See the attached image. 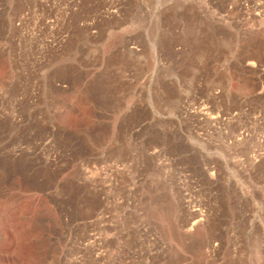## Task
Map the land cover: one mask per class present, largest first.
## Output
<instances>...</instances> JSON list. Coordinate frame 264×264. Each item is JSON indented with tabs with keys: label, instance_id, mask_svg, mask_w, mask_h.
Segmentation results:
<instances>
[{
	"label": "rangeland",
	"instance_id": "1",
	"mask_svg": "<svg viewBox=\"0 0 264 264\" xmlns=\"http://www.w3.org/2000/svg\"><path fill=\"white\" fill-rule=\"evenodd\" d=\"M0 264H264V0H0Z\"/></svg>",
	"mask_w": 264,
	"mask_h": 264
}]
</instances>
